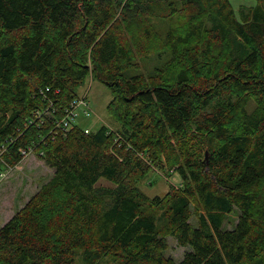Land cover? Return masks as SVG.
<instances>
[{"label":"trees","instance_id":"1","mask_svg":"<svg viewBox=\"0 0 264 264\" xmlns=\"http://www.w3.org/2000/svg\"><path fill=\"white\" fill-rule=\"evenodd\" d=\"M254 1L0 0V171L31 147L54 170L0 228V264H264ZM152 56L167 60L135 74ZM90 76L111 91L117 129H60ZM50 104L55 119L36 114ZM156 171L181 185L148 196ZM169 237L190 248L179 262Z\"/></svg>","mask_w":264,"mask_h":264},{"label":"rangeland","instance_id":"2","mask_svg":"<svg viewBox=\"0 0 264 264\" xmlns=\"http://www.w3.org/2000/svg\"><path fill=\"white\" fill-rule=\"evenodd\" d=\"M230 2L236 12H238L242 5L254 6L256 4L254 0H230ZM161 26L162 24H159L158 29L163 32L162 28L165 27ZM166 60L167 56H152V58L141 62V70L135 72V74H144L148 76L155 68L161 67ZM77 97L82 99L78 103L81 110L73 129L81 127L84 130L89 129L92 132L99 129L102 125H108L117 129V123L108 112V105L113 99V95L107 86L94 80V78L90 76L87 83L79 90V95ZM49 106L53 107V104L46 105L44 108L39 109L36 114L44 118L55 119ZM68 108H70V104L66 107L64 116L58 121L59 123H64L66 115L70 113V109ZM2 173H4V176L0 180V228L24 207L32 196L39 191L43 184L52 178L54 170L49 168L45 162L41 160L36 149L31 147L18 165L15 167L6 165V169L0 171V174ZM146 181L142 183L140 187L150 197H163L171 188L180 186L182 183L177 176H170L169 173L163 171L154 172L150 175L148 181ZM100 185L110 186L111 184L107 180L102 179ZM236 220L237 215H232L229 218L227 226L232 228V221L235 223ZM193 222L196 223V220L194 219ZM168 241L169 250L166 252V256L175 261H181L190 248L179 246L177 241L172 237H169ZM77 262L78 264L83 263L80 256H78Z\"/></svg>","mask_w":264,"mask_h":264},{"label":"built area","instance_id":"3","mask_svg":"<svg viewBox=\"0 0 264 264\" xmlns=\"http://www.w3.org/2000/svg\"><path fill=\"white\" fill-rule=\"evenodd\" d=\"M82 99L81 98H74L71 102H70V109L69 110V114L66 115V118L64 120V123L63 124H59V128L65 130V131H69L71 129H73L79 115H80V110H81V107L80 105L78 104ZM67 109V110H68ZM83 112V110H82ZM90 114V113H88ZM39 116V115H38ZM41 117V116H39ZM78 124V122H77ZM79 125V124H78ZM80 126V125H79ZM85 132L87 134H89L91 131L89 129H86ZM23 155L25 156L27 154V151L23 150L22 151ZM4 176V173L0 174V180L2 179V177Z\"/></svg>","mask_w":264,"mask_h":264},{"label":"bare ground","instance_id":"4","mask_svg":"<svg viewBox=\"0 0 264 264\" xmlns=\"http://www.w3.org/2000/svg\"><path fill=\"white\" fill-rule=\"evenodd\" d=\"M87 107V106H86ZM62 123V122H61ZM3 157V156H2ZM10 166V165H9Z\"/></svg>","mask_w":264,"mask_h":264},{"label":"water","instance_id":"5","mask_svg":"<svg viewBox=\"0 0 264 264\" xmlns=\"http://www.w3.org/2000/svg\"><path fill=\"white\" fill-rule=\"evenodd\" d=\"M208 154V153H207Z\"/></svg>","mask_w":264,"mask_h":264}]
</instances>
